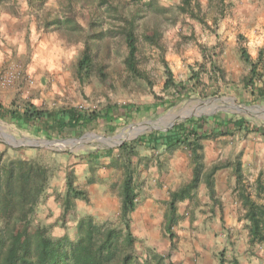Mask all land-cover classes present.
<instances>
[{
    "label": "rangeland",
    "instance_id": "374dc122",
    "mask_svg": "<svg viewBox=\"0 0 264 264\" xmlns=\"http://www.w3.org/2000/svg\"><path fill=\"white\" fill-rule=\"evenodd\" d=\"M192 1L199 4L204 25L179 10L180 0H155L152 6L147 5L148 0L125 1L126 12L140 11L136 20L139 27L137 57L139 68L147 75L149 83L127 76L125 47L112 33L116 22L88 0L76 5L70 17H66L71 18L70 26L76 25L79 30H64L65 34L54 26H45L57 16L63 20L58 0H47L41 7L29 0L0 4V104L4 107L31 103L46 110L70 106L90 113L111 106L119 115L123 111L115 108L127 104L141 108L151 106L149 111L132 115L129 120L121 119L112 125L98 121L85 131H67L63 135H37L9 120H0V153L10 148L8 158L30 160L45 172L43 177L39 175L35 179L39 193L37 206L28 218L31 231L39 229L52 239L64 235L73 239L81 219L90 218L98 225L119 226L121 184L128 165L137 188L136 208L129 217L137 256L143 258L150 249L172 264H219L222 256L228 262L225 264H229L231 258H236L239 264H264L262 251L257 246L251 248V256L234 254L228 233L238 238V246L248 245L242 241L246 230L241 226L225 230L208 228L209 222L200 223L201 218H212L208 216L207 192L202 187L175 203L177 217L171 228L172 246L164 225L171 191L186 184L192 175L194 162L188 149L138 146L129 154L118 152L122 145L134 142V137L168 131L191 118H245L249 128H261L262 133L232 130L201 140L198 154L203 164L202 176L213 166L226 164L217 171L218 181L214 185H218L219 194L213 201L223 204L226 210L235 206L233 196L223 195L229 194L227 189L231 185L233 172L228 166L233 169L236 160L240 161L247 188L255 184L258 175L264 181V78L255 81L254 89L244 86L242 81L248 66L241 61L239 53V48L243 47L255 60L260 52L264 61V0ZM154 25L161 34L159 48L144 39ZM96 34H101V39L96 41L99 46L96 74L80 84L75 76V65L83 48L82 39L95 38ZM51 56L53 65L48 62L46 69L39 68L41 62ZM208 59L221 68L223 80L210 85L207 76L202 75L201 81L207 90H195L173 106L154 105L155 98L171 97L164 90V63L175 82H185L191 68L196 70L197 62L205 63ZM14 70L19 72V77L9 85H2L1 77ZM62 76H69L68 83L65 79L59 81ZM259 90L262 97L258 96ZM88 134L95 136L80 139ZM48 138L67 140L70 144L35 148L19 143ZM119 139L124 141L117 147ZM100 149H114V153L97 161L86 156L87 152ZM172 161H178L181 170L176 172V162ZM69 176L73 186L86 193L87 200L71 198V207L65 209V182ZM21 222L20 219L18 224Z\"/></svg>",
    "mask_w": 264,
    "mask_h": 264
},
{
    "label": "trees",
    "instance_id": "16d2710c",
    "mask_svg": "<svg viewBox=\"0 0 264 264\" xmlns=\"http://www.w3.org/2000/svg\"><path fill=\"white\" fill-rule=\"evenodd\" d=\"M11 1L0 0V4L6 5ZM46 1L29 0L31 4H38V7H41ZM82 1L84 0H58L59 12L64 18L60 21L57 16L51 22H46L45 26H54L56 30L62 33L64 30H79L76 25L70 26L71 18L69 20L66 17H70L74 7ZM88 1L94 4L95 9L102 8L110 19L116 22L112 33L118 36L125 47L124 66L127 76L149 83L147 75L139 68L137 57L139 27L136 20L140 11L135 9L126 12V0ZM154 1L148 0L147 5L152 6ZM179 10L191 19L198 21L199 24H205L200 16L201 10L197 2L180 0ZM157 28L154 25L152 29H149L144 39L159 48L161 34ZM100 39L101 34H96L95 38L86 37L82 39L83 48L75 65V76L80 84L90 80L96 74L95 58L99 49L96 41ZM239 53L241 61L248 66V73L242 82L244 86L254 89L255 81L264 78L262 76V69H264L262 53L259 52L255 60L251 59L243 47L239 48ZM196 65L197 69L191 68L190 76L185 82H175L171 70L164 63V90L168 94L170 93L171 97L166 99L155 98L157 103L154 105L156 107L173 106L190 97L195 90H207L208 87L201 81L202 75L207 76L210 85H216L219 79L223 80V71L212 59H208L205 63L197 62ZM258 93V96L262 97L261 90ZM115 109L123 111V120H129L133 117L132 115L149 111L151 106L141 108L127 104ZM114 111L111 106L98 112L86 113L74 107L46 110L31 103L9 108L0 104V120H9L37 135L51 136L54 134L63 135L67 131H85L98 121L112 125L119 120L118 117L114 116ZM249 127L250 125L245 118L235 119L219 116L191 118L165 133L151 132L118 148V152L121 154H129L138 146L148 149H157L161 146L166 149L185 147L192 154L194 162L192 179L188 185L171 194L164 225V231L172 246L174 234L171 228L175 223L174 204L184 199L190 191L196 188L203 174V166L198 154L202 148L201 140L214 135L228 134L232 130L245 132L254 130L257 133L263 131L261 128L251 129ZM114 129L115 127L112 130ZM9 149L6 148L0 153V264H172L166 262L165 256L159 255L154 250H146L143 258L134 252L135 240L130 232L129 217L136 208L137 188L133 180V172L128 165L125 166L121 184V222L119 226L98 225L90 218H86L78 221L73 239L67 235L52 239L44 236L45 234L39 229L31 231L28 222V218L34 212L38 201L39 192L35 189V179L39 175L43 177L45 172L30 160L8 158ZM17 152L19 153L20 149ZM113 153L114 149H100L91 150L86 153V156L90 160L97 161L101 158L110 157ZM225 166L226 164L223 166L215 165L210 169L205 177L208 189L212 190L214 173ZM233 173L236 176V182L241 185L238 188L239 199L245 210L243 218L248 222L249 247L257 246L261 249L264 261V181L261 180V175H258L254 184L255 194L251 197L242 183L243 174L239 160L234 163ZM65 183V209L71 207L69 202L71 198L87 200L86 193L73 186L70 176L66 178ZM20 219L23 222L18 224ZM223 259L222 256L219 264L228 263ZM229 264H239V262L237 259H231Z\"/></svg>",
    "mask_w": 264,
    "mask_h": 264
},
{
    "label": "crops",
    "instance_id": "0c3cea01",
    "mask_svg": "<svg viewBox=\"0 0 264 264\" xmlns=\"http://www.w3.org/2000/svg\"><path fill=\"white\" fill-rule=\"evenodd\" d=\"M249 35H250V32H249ZM259 38L260 37H258V39ZM250 39H251L250 40V44H252V42H253L252 40L253 39L252 38H250ZM56 61L57 60L55 59V63H56ZM48 62H51V64L53 65V62L54 61H53L52 56L51 57H47L45 60H43V62H41V65L39 66V68L46 69V66H47V63ZM58 79H59V81H64V79H65V83H68V81H69L70 78H69V76H64V77L62 76V77H60ZM62 108H68V107L60 106V107H57L56 109H51V110H58V109H62ZM114 116L116 118L118 117L119 120H121L123 118V115L122 114L117 115L115 113V111H114ZM119 120H117V121H119ZM177 160H178V158H177ZM178 161H172V163H175L176 162V164H175L176 165V168H177L176 172L178 170H181L180 169L181 165L180 164L177 165V162ZM202 166H203V164H202ZM241 167H242V164H241ZM228 168L230 169L231 172H233L232 167H229L228 166L227 169ZM208 173H206L205 176H202L200 178V181L197 184L196 188L193 189V190L196 191V189L199 188V187L200 188L201 187L204 188L206 190V192H207V198L209 199V202H210L209 205H208V211L210 212L208 214V216H210L212 218L210 220L209 219L206 220L204 218H201L200 219V223L202 224V223H205V222H207V223L209 222L208 223L209 225L207 226L208 228H212V229L213 228H225V230L226 229L229 230V229H232V228H236V227H240L241 226L243 229L246 230L245 240H242V239L241 240L244 241L245 243H248V245L246 247H244V246L241 247V245L238 246V244H239V241L237 242L238 238L236 236L232 235L231 232L228 233L229 241H230L229 243L233 244L232 246L234 248L233 249L234 254H237V252H239V253H243V256L244 257L251 256V253H252L251 251L252 250L249 247V231L247 229L248 222L246 220H244V218H243L244 213H245V210H244V208L242 206V203H241V201L239 199V190H238V188L241 185L236 182V176L234 175V173H232L231 174L232 177L230 178L231 185H230V187L228 189L226 188L229 194H223V195L233 196V198H234V205L235 206H231L229 210L228 209L226 210L225 208H223L224 207L223 204H219L218 205V204H214V202H213L216 199V195L219 194V192H217L218 185H214V183L216 181H218V176L216 175L217 174V171L214 173V175L212 177V180H213L212 190L208 189V187L206 186V182H205V177L207 176ZM242 174H243V169H242ZM191 179H192V175H191L189 181L186 184L182 185L181 187L178 186V187L174 188L173 191H171V194L174 193V192L179 191L181 188H183L186 185H188L189 182L191 181ZM242 183H243L244 188L247 190V193L251 197H253L254 194H255L254 185L253 186L250 185L249 188H247V186H245L244 175H243V178H242ZM170 201H171V199H170ZM168 210H169V204H168L167 214H168ZM174 210H175V207H174ZM176 213L177 212L175 210V212H174L175 221H176V217H177ZM235 246H238L236 248V250H235ZM234 254H233V256L236 257V255H234ZM231 259L233 260V259H236V258H231Z\"/></svg>",
    "mask_w": 264,
    "mask_h": 264
},
{
    "label": "water",
    "instance_id": "95a60500",
    "mask_svg": "<svg viewBox=\"0 0 264 264\" xmlns=\"http://www.w3.org/2000/svg\"><path fill=\"white\" fill-rule=\"evenodd\" d=\"M165 132H167V131H162V130H160V133H165ZM150 133V132H149ZM87 136H89V137H87ZM90 136L92 137H94L95 135H91V134H88V135H86V136H84L83 138H80L81 140H83V139H89L90 138ZM135 139H137L138 138V136L137 137H134ZM120 140V139H119ZM124 140H120V142H119V144H117L116 146L117 147H119L121 144H122V142H123ZM20 144H23V145H25V146H27V147H40V146H61V145H64V144H70V141L68 142L67 140H61V141H59V140H52V139H44V140H38V141H31V140H27V141H22V142H19Z\"/></svg>",
    "mask_w": 264,
    "mask_h": 264
},
{
    "label": "built area",
    "instance_id": "2783aa9c",
    "mask_svg": "<svg viewBox=\"0 0 264 264\" xmlns=\"http://www.w3.org/2000/svg\"><path fill=\"white\" fill-rule=\"evenodd\" d=\"M18 77H19V72L17 70H14L8 76L5 75V76L1 77V84L2 85H9L14 78H18Z\"/></svg>",
    "mask_w": 264,
    "mask_h": 264
}]
</instances>
